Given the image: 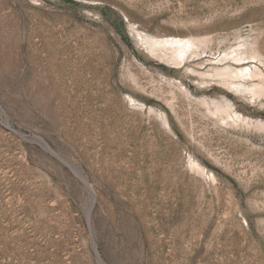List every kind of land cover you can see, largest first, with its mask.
Instances as JSON below:
<instances>
[{"label":"rangeland","instance_id":"obj_1","mask_svg":"<svg viewBox=\"0 0 264 264\" xmlns=\"http://www.w3.org/2000/svg\"><path fill=\"white\" fill-rule=\"evenodd\" d=\"M242 41L264 0H0V264H264V98L209 75Z\"/></svg>","mask_w":264,"mask_h":264},{"label":"bare ground","instance_id":"obj_2","mask_svg":"<svg viewBox=\"0 0 264 264\" xmlns=\"http://www.w3.org/2000/svg\"><path fill=\"white\" fill-rule=\"evenodd\" d=\"M134 31L137 40L140 41L142 45H144L145 50H147L148 53H151L156 57L169 62V64L174 68L186 67L187 69H189V65L186 64L190 60V58L193 56L196 57L201 55L200 52H197L195 49H193V38L196 39L199 36L165 35L162 37H155L142 33L141 30L139 31L135 29ZM252 45L253 42L243 43L242 41L241 44L236 47V49L233 48L234 50H232L231 55L230 53H226L224 54V56L222 55L223 57L220 59L219 64L212 67L214 69V72L212 71L213 73H209V75H211V77H218L222 85L226 86L228 89H233L236 93L238 92L241 97L247 98L248 95L249 98L247 99H253L254 101H256L259 98H264V72L259 68L258 65H256V63H260L264 66V59H261V56L264 55H261L260 49L257 45ZM252 63H254L253 68L251 67ZM191 70L194 71L193 69ZM218 94L219 98H214L210 101L214 104V110L212 112L214 114H217V116L219 115V119L221 120L226 121V119H231L232 123L242 122L246 124V119L243 115L237 113L236 110L232 109L231 111V106H233V101L231 98L232 93L230 94V92L219 91ZM203 102L207 101L203 99ZM223 113L225 115H222ZM0 114H2L1 106ZM5 124L9 126L7 121H5ZM44 142L41 143L45 150H47L55 157H61L54 150H52L46 142ZM61 159L63 158L61 157ZM63 161L65 163H68L65 159H63ZM76 173L78 177H80V179L88 184L83 176H81L78 172ZM89 215L90 212L88 210V221ZM97 261L99 264H103L102 260L98 257Z\"/></svg>","mask_w":264,"mask_h":264},{"label":"water","instance_id":"obj_3","mask_svg":"<svg viewBox=\"0 0 264 264\" xmlns=\"http://www.w3.org/2000/svg\"><path fill=\"white\" fill-rule=\"evenodd\" d=\"M21 137H24V136L22 135ZM34 138H36L39 142H42V143L44 142L43 139H42L41 137L37 136V135H35ZM44 143H45V142H44ZM56 158H58L59 160H61L62 162H64L63 159H61V157H57V156H56ZM64 163H65V162H64ZM65 164L71 169V171L73 172V174H74L77 178L80 179V177H78V175H77V173L75 172V170H74V169H73L68 163H65ZM80 180L82 181V183H83L87 188L90 189L89 185H88L87 183H85V181H83L82 179H80ZM93 200H94V199H93ZM92 243H93V247H94V249H95L96 256L99 258L94 241H92Z\"/></svg>","mask_w":264,"mask_h":264}]
</instances>
